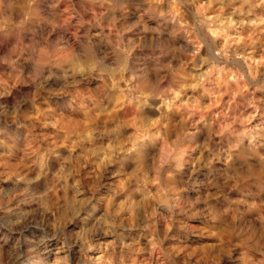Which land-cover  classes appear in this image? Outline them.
<instances>
[{
	"label": "clouds",
	"instance_id": "9594fccd",
	"mask_svg": "<svg viewBox=\"0 0 264 264\" xmlns=\"http://www.w3.org/2000/svg\"><path fill=\"white\" fill-rule=\"evenodd\" d=\"M0 264H264V0H0Z\"/></svg>",
	"mask_w": 264,
	"mask_h": 264
}]
</instances>
